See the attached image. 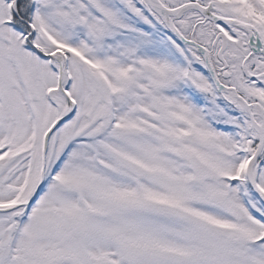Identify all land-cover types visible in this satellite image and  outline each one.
Here are the masks:
<instances>
[{
	"label": "snow or ice",
	"instance_id": "6c2138e0",
	"mask_svg": "<svg viewBox=\"0 0 264 264\" xmlns=\"http://www.w3.org/2000/svg\"><path fill=\"white\" fill-rule=\"evenodd\" d=\"M0 264H264V0H0Z\"/></svg>",
	"mask_w": 264,
	"mask_h": 264
}]
</instances>
